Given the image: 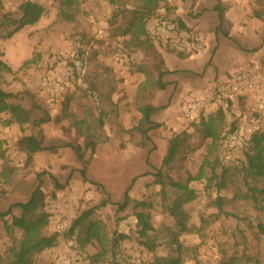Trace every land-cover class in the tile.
<instances>
[{
    "label": "rangeland",
    "instance_id": "374dc122",
    "mask_svg": "<svg viewBox=\"0 0 264 264\" xmlns=\"http://www.w3.org/2000/svg\"><path fill=\"white\" fill-rule=\"evenodd\" d=\"M25 1L41 5L44 13L34 26L0 40V59L11 69L0 87L19 94L27 109L37 105L41 111H35L31 122L22 127L0 124V173L5 166L12 169L8 182L0 181V212L27 201L40 175L50 215L48 234L65 233L76 217L105 201L106 206L96 211L97 219L110 234L128 236L117 245L118 263L154 264L157 258L172 255L166 245L168 237L161 231H179L162 211L160 187L153 175L164 163L175 160L173 177H196L203 171L202 178L190 184L195 200L185 206L191 231L178 238L181 245L196 249V254L187 256L183 264H222L232 258L239 264H246L248 258L252 261L248 264H257L256 259L264 263V235L257 228L264 226V211L254 208L249 192L253 184L249 180L245 184L237 173L245 163L249 119H258L257 133H264V0H166L167 5L146 22L170 74L163 79L166 90L157 92L151 101L155 107H168L152 117L161 128L148 134L151 141L145 147L138 146L139 135L127 131L140 119L136 91L144 76L135 71L150 57L126 48L128 37L120 35L125 22L116 7L109 0H1L0 13H16ZM218 4L226 9L219 32L217 14L212 11ZM61 10L73 20L60 19ZM254 11L262 18L257 19ZM178 19L187 29L179 28ZM31 59L34 65L25 68L23 64ZM237 73L254 79L259 92L223 98ZM44 76L49 77L48 88L42 85ZM68 100V111L77 116L82 115L83 106L95 119L101 109L108 112L104 130L109 141L93 154L86 152L85 164L62 146L83 145L84 141L65 116ZM188 106L192 113L185 112ZM219 111L223 122L217 151L212 153L202 123ZM45 114L50 120L35 126L33 121ZM29 135L41 140L45 150L28 167L16 145ZM178 135H185L188 151L171 142ZM83 168L86 181L80 175ZM131 185L128 195L132 199L153 202L152 223L163 238L154 252L140 246L135 218L128 211L117 213ZM258 187L264 189V181ZM166 194L169 200L175 196L169 189ZM217 201H223V209L233 216L219 215ZM21 236V231L7 233L0 224V257ZM96 253L94 245L82 250L73 240L60 238L58 245L37 255L34 264H92Z\"/></svg>",
    "mask_w": 264,
    "mask_h": 264
},
{
    "label": "trees",
    "instance_id": "16d2710c",
    "mask_svg": "<svg viewBox=\"0 0 264 264\" xmlns=\"http://www.w3.org/2000/svg\"><path fill=\"white\" fill-rule=\"evenodd\" d=\"M109 1L118 10L117 15H120L121 20L125 22L124 30L120 32V35L128 37L124 43L126 48L133 49V51H142L150 57L148 63L139 65L135 71L144 76V80L139 84L136 91V110L140 114V119L131 131H127V133L139 135L140 142H137V144L140 147H145L146 142L151 141L148 134L161 128V125L154 122L152 117L168 107V105L155 107L151 104V101L155 98L157 92L166 90L167 83L163 79L170 74L149 36L146 22L154 16L158 9L167 5V1ZM61 3L63 5V1ZM212 11L217 14L218 26L216 30L219 32L224 24L226 9L218 4L213 7ZM43 13L44 8L31 1L23 2L16 13H0V40H9L22 29L34 26L39 22ZM59 16L62 20L69 22L73 20L69 14L64 13L62 10ZM254 16L257 19L262 18L259 11H254ZM177 24L180 29H187L179 19L177 20ZM180 57H183V55H180ZM34 63L35 60L31 59L26 61L23 66L30 68ZM9 73H11V69L0 59V80L5 74ZM92 89H97V85L93 83ZM68 103L69 100L65 104V116L71 119L72 128L76 130V134L83 138L84 141L83 145L72 146L69 143H64L62 146L71 149L76 155L78 162L85 164L84 158L86 152L90 151L93 154L99 145L109 141L104 130L107 120L104 117L108 115V112L101 109L99 119H95L92 117L89 108L83 106L82 115L77 116L68 111ZM110 105L115 108L113 103H110ZM35 111H41V108L37 105H32L31 108L27 109L21 104L19 94L5 92L0 87V124H4L5 126L17 124L22 127L31 122V116ZM3 116L6 117L5 120H3ZM49 120V115L45 114L44 117L34 120L33 124L39 127ZM222 122V111H219L216 117H210L202 123L206 138L211 140L210 152L212 153L217 151L219 145L218 132L222 128ZM185 141V135H178L171 142L180 146L182 150L188 151L189 145ZM16 146L24 154L25 165L28 167L32 165L35 155L45 150L42 141L33 135L22 136ZM244 157L245 163L239 171L237 169V173L242 175L245 184H247L248 180L253 184L249 185L252 186L249 188V192H251V198L254 200L252 201L254 208L264 211V189L258 187L264 181L263 132L255 133L250 137L246 144ZM174 164L175 160L164 163L153 175L154 184L160 187L158 194L161 196L162 211L174 221V226L179 231L178 233H174L169 229L161 231L162 235L165 234L168 237L166 245L171 247L172 255L157 258L154 264H183L187 256H194L196 254V249L181 245L178 238L182 233L191 231L188 225L189 218L185 212V206L195 200L196 193H194L195 191L190 187V184L195 180L201 179L203 171L200 169L196 177L188 174L185 178L181 176L173 177L171 173L175 169ZM10 170L12 171L7 166L3 168L0 173V181L8 182ZM80 175L86 181V169L80 170ZM225 176L224 171L222 178ZM37 182L36 188L28 196L27 201L12 204L6 211L0 212V224L7 233L14 230H19L22 233L19 241L7 248L5 256L0 257V264H34V258L58 245L60 238L73 240L82 250L87 246L94 245L97 253L91 258L92 264L99 262L119 264L116 259L117 245L127 240L128 236L116 232L110 234L105 224L98 220L96 216V211L105 207L108 202L103 201L98 206L81 213L72 221L70 228L65 233L48 234L46 230L49 226L50 215L45 210L46 197L41 189L42 181L40 180V175L37 176ZM132 185L123 194V203L117 205V213L121 214L128 211L135 218V228L140 246L149 252H154L163 239L160 237L159 230L155 229L152 223L154 205L151 200L138 201L132 199L128 195ZM56 188L60 189L58 185H56ZM168 189L175 193V196L171 200L168 199L166 194ZM217 209L219 215L233 216L223 209V201H217ZM14 211H17L18 215H15ZM257 228L259 233L264 235V226L258 224ZM256 260L257 264H264L259 259ZM245 262L248 264L252 261L248 258ZM222 264L239 263L237 259L232 258L230 261Z\"/></svg>",
    "mask_w": 264,
    "mask_h": 264
},
{
    "label": "built area",
    "instance_id": "2783aa9c",
    "mask_svg": "<svg viewBox=\"0 0 264 264\" xmlns=\"http://www.w3.org/2000/svg\"><path fill=\"white\" fill-rule=\"evenodd\" d=\"M42 81H43L42 83L43 87L48 88L50 86V81L48 76H44L42 78ZM229 84L230 85L227 90H228V94L231 96L227 94V95H223V98H228L232 100L233 96L243 97V96H247L250 93L256 94L259 92L258 89L259 87L257 85V82L254 79L250 78L247 74L237 73L233 75ZM192 110H193L192 107L188 106L185 109V112L192 113ZM259 124L260 121L258 119L254 117L249 119L247 123V127L245 129L246 132L245 134L248 138H250L252 135L257 133V131L259 130Z\"/></svg>",
    "mask_w": 264,
    "mask_h": 264
}]
</instances>
